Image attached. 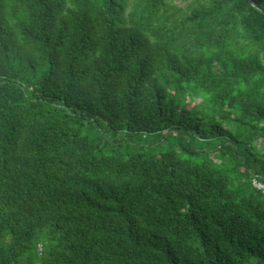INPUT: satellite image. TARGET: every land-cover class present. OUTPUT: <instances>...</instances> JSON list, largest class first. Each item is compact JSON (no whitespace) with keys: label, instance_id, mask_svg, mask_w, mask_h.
<instances>
[{"label":"trees","instance_id":"obj_1","mask_svg":"<svg viewBox=\"0 0 264 264\" xmlns=\"http://www.w3.org/2000/svg\"><path fill=\"white\" fill-rule=\"evenodd\" d=\"M0 0V264H264V0Z\"/></svg>","mask_w":264,"mask_h":264},{"label":"rangeland","instance_id":"obj_2","mask_svg":"<svg viewBox=\"0 0 264 264\" xmlns=\"http://www.w3.org/2000/svg\"><path fill=\"white\" fill-rule=\"evenodd\" d=\"M189 1H190V0H186V2H180V1H178V2H176V4H179V5H181L182 7H184Z\"/></svg>","mask_w":264,"mask_h":264},{"label":"water","instance_id":"obj_3","mask_svg":"<svg viewBox=\"0 0 264 264\" xmlns=\"http://www.w3.org/2000/svg\"><path fill=\"white\" fill-rule=\"evenodd\" d=\"M249 2L250 5L253 6V2L251 0H247Z\"/></svg>","mask_w":264,"mask_h":264}]
</instances>
